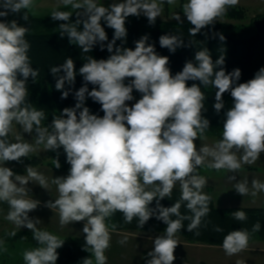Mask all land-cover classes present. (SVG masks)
Masks as SVG:
<instances>
[{
	"label": "clouds",
	"instance_id": "9594fccd",
	"mask_svg": "<svg viewBox=\"0 0 264 264\" xmlns=\"http://www.w3.org/2000/svg\"><path fill=\"white\" fill-rule=\"evenodd\" d=\"M176 2L112 0L105 6L98 0H59L63 7L76 10L51 12L53 21H63L58 26L60 37L67 36L69 44L85 53L100 45L110 55L99 60L87 58L78 70L84 84L74 92L75 106L65 107L49 126H42L45 113L28 102V79L35 82L39 75L28 56L30 44L26 36L30 27L16 20H0V202L8 205L5 219L17 229L30 230L36 241V247L23 252L24 264H57L58 249L65 243L57 235L39 229L40 220L29 216L40 201L30 196L28 184L48 190L47 179L31 165L25 168L27 175L6 166L9 162L22 163V158L36 151L35 146L57 152V157L52 158L56 169L61 167L58 156L62 149L70 165L66 176L52 179L58 197L45 206L58 210L61 226L83 222V249L91 257L84 258L82 264H93V258L95 264H108L105 253L117 228L108 221L117 212L123 214L125 223L136 218L141 228L150 218L162 221L166 227L163 234L152 239L145 264H174L179 244L176 234L184 229L183 221H189L186 230L193 232L210 211L211 197L203 191L208 180L198 169L207 166L218 172L227 170L233 174L228 179L237 181L235 174L264 153V67L253 78L240 82L241 70L227 72L224 55L213 61L206 48L195 53V62L187 61L182 71L173 75L169 57L157 54L154 45L147 43V35L135 42L134 50L116 46L117 40L127 37L128 17L143 15L149 25H154L162 6ZM238 3L239 0H185L182 15L191 25L189 35L214 26ZM34 7L35 0H0V17L22 12L27 22V11L22 10ZM74 14L77 18L73 22ZM173 18L184 23L180 14ZM102 21L114 30L111 41ZM217 35L225 40L223 34ZM159 44L173 53L184 46L183 39L172 34L161 35ZM49 71L55 79V89L62 93L61 99H66L77 76L74 60L68 57ZM188 81L200 83L188 86ZM66 84L70 86L67 89ZM89 84L93 86L91 90ZM210 84L216 89L213 108L217 114L225 108V93L230 94L232 104L224 112L222 138L212 145L197 146L195 141L204 139L210 128V121L203 115L205 95L201 91V85ZM134 91L140 94L139 99L134 97ZM87 98L101 106L103 116L90 112L85 106ZM131 101L135 102L129 104ZM14 124L20 125L23 133H35L34 144L23 135L10 140ZM177 184L180 199L164 207L160 201L170 197ZM250 184L251 189L247 179L237 181L234 189L242 196L255 197L264 192V182L252 179ZM153 201L155 207L150 206ZM182 202L190 215L181 214ZM231 215L237 221L247 220L242 210ZM260 229L257 222L251 232L230 231L221 245L225 254L234 256L247 250L252 233ZM215 231L222 229L217 226ZM16 234L15 230L8 233L11 237ZM118 243L124 245L127 239ZM4 244L0 239V249L7 251ZM236 264L245 261L237 260Z\"/></svg>",
	"mask_w": 264,
	"mask_h": 264
},
{
	"label": "trees",
	"instance_id": "16d2710c",
	"mask_svg": "<svg viewBox=\"0 0 264 264\" xmlns=\"http://www.w3.org/2000/svg\"><path fill=\"white\" fill-rule=\"evenodd\" d=\"M22 11H27V22L22 19V12L13 16H7L6 18L0 17V20H16L19 25L30 27V34L26 36V39L30 44L28 56L33 69H39V75L36 77L35 82L32 81L31 77L28 79V102L32 107L45 113V119L42 121V126H49L52 118L54 116H59L60 112L65 107L75 106L76 100L74 92L84 84L83 78L79 75L78 70L83 63L87 62V58L93 57L98 60L106 59L110 53L106 48L101 50L100 45H95L92 51L85 53L78 46L69 44L67 36L63 38L60 37L58 26L60 23H63V21H53L51 17H38L34 14L32 15L29 10ZM235 11L236 14L240 15L239 10ZM259 17L260 16L256 18ZM76 18L77 17L74 14L72 17L73 22ZM254 19L249 23L243 24L216 22L214 26L206 27L195 36H190L188 29L191 25L189 23L177 24L156 20L154 25H149L146 17L130 16L126 20L127 37L123 41L117 40L116 46L132 48L134 50L135 42L142 36L147 35V43L154 45L157 54L169 57L168 67L173 75L182 71L187 61L195 62L194 57L197 51L207 48L213 61L219 56L224 55L225 64L223 67L227 72L239 68L241 70L240 82H246L253 78L256 71L261 67H264V34L261 35L257 32L254 26ZM102 26L105 27L108 39L111 41L114 30L108 28L103 21ZM218 33L223 34L225 40L221 41L219 35H217ZM165 34L179 36L183 39L184 46L178 47L174 53L170 52L167 48H162L159 44V37ZM68 57H71L75 62L77 76L74 86H71L72 92L66 99H61L62 93L55 89V79L49 70L51 67L62 65ZM129 79L125 80L126 84L129 82ZM193 83L199 84L200 82H187L188 86H191ZM68 87L70 86L66 84L65 88L67 89ZM88 87L91 90L93 86L89 84ZM201 91L205 95V111L203 115L210 121V128L206 131L205 135L216 136L218 139H221L224 112L231 107L232 98L229 93L224 94L223 99L225 102V108L217 114L213 108L216 89L211 84L207 86L201 85ZM133 95L140 96V94L135 91L133 92ZM85 106L90 109L91 113L103 116V112L100 110L101 106L91 98L86 99ZM49 130L51 131V128H49ZM9 139L12 140L11 134L9 135ZM56 157L57 152H50L47 157L28 155L26 158H22V163H12L24 167L31 165L33 168L46 165L55 171H68L70 165L66 163V156L62 149L59 150L58 156L61 164L59 169H56L53 164L52 158ZM11 169L17 174L25 175V171L20 167ZM198 172L200 174V168L198 169ZM180 194V190L173 189L170 197H166L160 201L161 205L164 207L172 206L173 203L180 199ZM150 206L155 207V201H153ZM209 208L210 211L208 215L202 219L199 229L194 230L193 232H188L186 229L189 221H183L184 229L178 232V234L183 237L186 243L222 248L221 245L223 238L230 231L247 229L251 232L252 226L257 222H260L261 229L259 232L252 233L249 243H252L255 240H261L264 242V206L254 209L246 207L223 209L218 208L211 197ZM236 210L244 211L247 214V220H235L231 213ZM180 212L182 215H190L184 206V202H182ZM173 219H175V217H173ZM108 223L109 225H117L115 231L137 233L140 231L163 233V230L166 227L162 221H158L155 217L150 218L142 228L138 226V220L136 218H134L130 224L125 223L123 214L120 212L115 213ZM217 226L221 228L222 231H215ZM196 231L200 234L196 235ZM16 233L15 237H11L7 234L4 238L13 242L16 240L36 242L33 239L32 233L29 231H18ZM60 239L65 241V243L62 248L58 249L59 258L57 264H82L84 258L90 257V252L83 249L85 246L84 235L80 237H66ZM199 264L207 263L199 261Z\"/></svg>",
	"mask_w": 264,
	"mask_h": 264
},
{
	"label": "rangeland",
	"instance_id": "374dc122",
	"mask_svg": "<svg viewBox=\"0 0 264 264\" xmlns=\"http://www.w3.org/2000/svg\"><path fill=\"white\" fill-rule=\"evenodd\" d=\"M99 3H104L105 6H107L108 4H110L112 2V0H98ZM185 2V0H177L175 5H168V4H164L163 7V11L160 15V17H158L156 20L161 21V22H167V23H177L180 24L177 20H175L173 17L176 14H180L182 20L184 21V23H189L186 20V17H183L182 15V4ZM60 10V11H73L75 12L76 10H72L70 7L69 8H65L62 5H60L59 0H35V7L32 9H29V11L32 13V15H36L38 17H50L51 12L53 10ZM239 10L240 15L236 14L235 10ZM15 14H9L8 16H13ZM142 17H145L143 15H141ZM264 17V0H239V3L232 8H229L227 13L222 16L221 18H219V20L217 22H227V23H234V24H243V23H249L251 22V20H253L256 17ZM190 24V23H189ZM136 99H139L140 96H134ZM135 101H131L128 102L129 104L134 103ZM12 135V140L14 141L15 136L16 135H23L24 139L27 140L29 143L34 144V136L35 133L32 134H28V133H23V130L21 128L20 125L18 124H14L13 125V131L11 133ZM218 137L216 136H210V135H205L204 139H201L200 141L197 140L195 141V143L197 144V146H199L200 144H208V145H212L214 144L216 141H218ZM35 146V145H34ZM36 147V151L30 153L29 155H33V156H41V157H47L50 152H53L51 150L45 151L43 148V145H39V146H35ZM7 167L10 168H22L25 171L26 166H17L12 162H9L6 164ZM48 168V172H51L49 169V167H47L46 165H41L38 167H34V169L38 170V171H45L43 169ZM55 171V170H53ZM200 175H203L207 178L208 183L205 186V190L203 189V191L209 195V196H215L213 195V190L212 189H207V187H210V185H215L216 187L218 186L220 189H222V191H219L218 196H222L224 195L223 190H228V186H230L229 184H226L228 181V177L230 175H233L232 173L227 172V170H221V171H215L213 169L208 168L207 166H204L202 168H200ZM52 173V172H51ZM55 174H53V176L47 177L44 176L46 179H53L56 177H60V176H66L68 174V171H55ZM26 175V172H25ZM51 175V174H50ZM237 176V179H247V178H252V179H264V153L261 154L260 159L257 160L254 164L251 165H244L241 170L235 174ZM219 179L225 181V183H218ZM214 181V182H213ZM213 182V183H212ZM31 182H29L28 184V188L31 190H33L34 186L33 184H30ZM53 184V183H52ZM54 185V184H53ZM233 186H231V189H234V184H232ZM51 186V185H50ZM175 188H179V184H177L175 186ZM39 190H41L40 188H38ZM207 189V190H206ZM207 191V192H206ZM264 192L259 193L258 195H256V197L258 198V200H262L264 199V194H262ZM261 194V195H260ZM240 197V201H246V200H250L247 199L249 196L245 195L242 196L239 193L236 192V196ZM217 197V196H216ZM36 200H39L38 196H34L32 197ZM53 199H55V197H53ZM52 200V199H51ZM218 200V199H217ZM240 201H230L228 204V206H235V207H245L248 206V204L243 205V203H241ZM260 202V201H259ZM255 204V203H254ZM219 208V205H217ZM221 208H226V207H222ZM229 207V208H230ZM71 225V224H69ZM76 225V231H58L57 232V236L59 238H66V237H78L80 234H82V228H83V222L80 224L77 222ZM125 235H136L137 238L140 239V242L142 243L143 241L146 242H152V239H154L157 235H159V233L156 232H144V231H140V232H135V233H123ZM126 237H121L120 239H125ZM178 242L181 243H185L183 241H185L182 237V239H180L179 236H176ZM113 239L111 238V247L109 248L111 250L114 249L113 247ZM127 239V243L124 245H121L120 243H117V246L119 249V256L122 254L123 258H126V254H137L138 256L141 257V249L139 247V245L137 244V240L133 239L131 237L126 238ZM138 239V240H139ZM5 241L4 247H6L7 251H3L0 254L4 255V254H9L10 256H12V263L14 264V262L16 261V256H17V251L18 249H20V247L22 245H20L18 247V249L13 248V246H9V241ZM20 243L23 244V242L21 241ZM8 244V245H7ZM23 245H28V244H23ZM187 254L185 251V248L180 247L183 252H182V259H184L182 264H199V261H204L207 264H236L237 260H242L245 261V264H264V242L261 240H255L252 243H249L248 249L239 253L238 255H234V256H227L224 252V250L220 247H208L206 245H192V244H187ZM25 247H31V246H25ZM21 250V249H20ZM23 250L25 251V249L23 248ZM138 250V252L136 251ZM180 250L175 249L174 251V255H177L179 253ZM7 252V253H6ZM107 253V252H106ZM15 255V256H13ZM90 257H91V253H90ZM89 257V258H90ZM128 260V259H126ZM197 260V261H195ZM110 263L109 264H113L111 263V260H109ZM141 261H144V259H141ZM247 261V262H246ZM93 264H95L94 258H93ZM125 264V263H124ZM174 264H176L174 262Z\"/></svg>",
	"mask_w": 264,
	"mask_h": 264
},
{
	"label": "crops",
	"instance_id": "0c3cea01",
	"mask_svg": "<svg viewBox=\"0 0 264 264\" xmlns=\"http://www.w3.org/2000/svg\"><path fill=\"white\" fill-rule=\"evenodd\" d=\"M43 170H45V171H38V170L37 171L40 174H42L43 176H47V177L53 176V174H55L54 173L55 171H53L52 169H49V170L53 174L51 172L47 171L48 168L43 169ZM26 175H27V173H26ZM243 180H245V179H237V181H243ZM247 180L249 181V188L251 189V184L250 183H251L252 178H247ZM258 180L264 182V179H258ZM47 181H48V185H49L48 190L42 188L38 184H34L32 182L30 183V184L34 185V186H32L33 190L30 191V196L31 197L38 196L39 197L38 201H40V206L36 210L30 212L29 216L31 218H35V219H39L40 220L41 223H39L37 225V227L39 229L49 231L51 233H54L55 235H57L58 231H74L75 232L76 231V225L75 224H77V222H74L71 225L61 226L60 223H59L58 210L57 209H49V208H47L45 206V204L48 201H50L51 199H52L51 201H54L58 197V192H57V189H56V185L52 184V179H47ZM237 181H232V180L228 179V181H226L227 182L226 184H229L230 186H228V190H223L224 195H222V196L216 195V194L219 193V191H222V189H220L218 186L216 187L215 185H210V187H207V189H212L213 190V193H214L213 195H215V196L211 195L210 197L213 198L216 206L219 205V208H221L220 206H222V207H226V208H223V209H227V208L230 207L227 204L230 201H240L239 200L240 197L238 195L236 196V190L235 189H231V186H233L232 184H234ZM218 183H220V184L221 183H225V181L219 179ZM38 188H40L41 190H39ZM174 189L180 190L179 188H174ZM204 190H205V188H204ZM262 194H264V193H262ZM248 196L249 197L247 199H250V200H246V201L242 200V201H240L241 203H243V205L248 204V206H245L246 208H253L254 209V208H260V207L264 206V199H263V201L262 200H258V198L256 196L253 197L251 194H249ZM53 197H55V199H53ZM233 207H235V206H231L230 208H233ZM7 212H8L7 203L0 202V239L6 240L4 238V236L7 235L9 232H11L13 230H15L16 232H18V231H29V232H31L27 228H23V227L21 229H17L15 227V225H13L9 221H7L5 219V216H6ZM78 223L81 224L82 222H78ZM122 232L123 231H114L112 233V238H114L113 239V242H114L113 247H114V249L109 251V252H108V250H110V249H108L106 251L107 253H105V255L108 258V264L110 263L109 260H111V263H113V264H124V263L125 264H145L144 257L146 256V253L152 249V242L143 241L141 243L140 239L137 238L136 235H125V234H122ZM123 233H135V232H123ZM156 233L163 234V233H160V232H156ZM80 236H83V233L80 234L78 237H80ZM176 236H179L180 239L183 238L178 233L176 234ZM121 237H126V238L131 237L133 239H136L137 240V244L139 245V247L141 249L140 250L141 253H142L141 257L138 256V253L137 254H126V258H123L122 254L119 256V252L120 251L118 252V250H117V249H119L118 246H117V243H118L119 240H121L120 239ZM6 241H8V240H6ZM21 241L23 242V244L25 243V244H28V245H23L22 243H20ZM183 242H185V241H183ZM18 244L22 245L20 247L21 250L18 249V247L20 246ZM187 244L188 243H186V242L185 243L179 242V244L177 245L176 249L180 250V251H179V253L177 255H175L176 260L174 262L176 264H182L183 263L185 258L182 259L183 250L180 247L185 248V251H186V254H187V252H188L187 251V246H188ZM192 245H194V244H192ZM9 246H13V248L18 249L17 256H16L17 259L14 262V264H24L23 255H22L23 252H24L23 248L25 250H30V249L36 247L37 244L34 241L16 240L14 242L13 241H9ZM25 246H31V247H25ZM136 251L138 252V250H136ZM144 252H145V254H144ZM1 253H2V249H0V254ZM13 256H15V255H13ZM126 259H128V260H126ZM141 259H144V261H141ZM11 263H12V256H10L9 254H4V255L0 256V264H11Z\"/></svg>",
	"mask_w": 264,
	"mask_h": 264
},
{
	"label": "water",
	"instance_id": "95a60500",
	"mask_svg": "<svg viewBox=\"0 0 264 264\" xmlns=\"http://www.w3.org/2000/svg\"><path fill=\"white\" fill-rule=\"evenodd\" d=\"M254 26L258 33L264 34V17L254 19Z\"/></svg>",
	"mask_w": 264,
	"mask_h": 264
}]
</instances>
